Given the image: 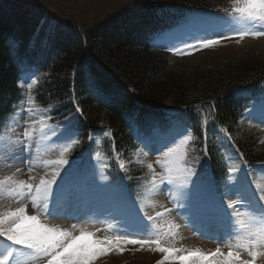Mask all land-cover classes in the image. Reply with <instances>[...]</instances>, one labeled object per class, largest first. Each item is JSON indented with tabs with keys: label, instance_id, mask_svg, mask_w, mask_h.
Listing matches in <instances>:
<instances>
[{
	"label": "trees",
	"instance_id": "obj_1",
	"mask_svg": "<svg viewBox=\"0 0 264 264\" xmlns=\"http://www.w3.org/2000/svg\"><path fill=\"white\" fill-rule=\"evenodd\" d=\"M216 4L131 0L84 26L41 0H0V132L30 94L46 127L77 130L68 160L79 162L85 176L97 164L112 186L123 194L128 188L136 200L137 187L151 172L134 156L140 138L158 126L188 131L191 139L184 136L177 156L186 154L184 165L206 181L203 188L211 194L228 183L230 156L239 159L248 190L256 188L264 173V153L256 149L261 136L239 139L231 133L264 107V54L224 51L189 67L157 46L159 39L218 10ZM25 73L37 80L27 95L21 85ZM85 148L89 154L81 164ZM126 249L151 251L150 264L161 260L147 246Z\"/></svg>",
	"mask_w": 264,
	"mask_h": 264
},
{
	"label": "rangeland",
	"instance_id": "obj_2",
	"mask_svg": "<svg viewBox=\"0 0 264 264\" xmlns=\"http://www.w3.org/2000/svg\"><path fill=\"white\" fill-rule=\"evenodd\" d=\"M41 1L59 16L74 19L84 26H91L131 0ZM214 1L218 3L216 9L231 10V0ZM234 30H246V26L229 14L208 19L202 18L190 24L189 27L177 30L161 41L159 47L172 51L175 63H184L189 67L194 63H201L207 56L220 55L224 51L239 54H264V36L259 38L248 36L243 40L238 37L221 39V35H231ZM201 39H219L220 42L208 48H200L198 45ZM187 45L197 47L188 48ZM177 49L179 51H176ZM28 83L31 82L29 76H26L22 82L23 87H27ZM25 95H27L26 91ZM29 108L33 111L28 112ZM26 127L33 132L30 141L31 150L21 153L19 145L13 142L23 136ZM184 132L171 129L169 136L162 137L157 129H153L141 140L142 146L135 154V162L146 169H148L147 164L152 163L156 173L165 172V167L157 165L156 161L159 159L167 164L170 159L177 156ZM231 135L239 139L260 135L256 149L264 153V109L258 114L241 120ZM0 137H4L0 140V180L5 182L4 190L0 192V212L20 206L16 197L8 195V190L15 188L16 181L25 180L36 184L40 178L51 180L53 173L59 171L60 175L56 177L57 182L52 185L57 195H54L48 202L53 215L47 216L40 213V219L49 226H58L69 231H74L72 226L77 225L96 233L97 236H115L122 233L141 234L145 228H150L152 225V221H149L147 217L149 215L155 217L157 212H162L164 208H167L171 210L170 213L157 217L156 223L162 231H167L169 226L172 227L176 233L174 238H169L173 246L188 249L200 248L204 251H214L217 247H221L222 250L227 251L223 243L209 238L223 237L226 234L229 220L232 218L225 215L226 213L232 214V209L227 205L235 203L237 211L243 214L240 218L247 219L249 202L253 207H258L257 201L261 195H264V173L261 179L255 180V182L258 181L259 189L247 192L248 184L245 181V174L241 172L239 159L236 156L228 158L233 172L226 186L217 193V197L213 200H208L209 198L204 195V190L201 188L202 180L197 178V175L192 177L193 181H199L195 189L192 184L186 188L179 184L160 185L162 190L151 194L148 191L151 187L150 176L139 185L141 198L138 207H134L133 203L124 198L119 188L112 186L99 166L90 173L88 178L74 182L68 180L60 189L63 179L71 176L72 168L68 163L58 166L55 161L65 159L66 153L61 156V152L64 147L68 146V137L46 129L42 124L40 111L34 107L33 103H28V97L25 98L23 105L9 124L3 127ZM172 137H176V142L169 146L176 151L165 157L158 150ZM71 138L75 139V137ZM16 156H21V159L17 160ZM30 162H34L32 171L28 170ZM45 162L51 163L46 164ZM17 169L20 171L17 172ZM261 170L264 172V165L261 166ZM29 177L35 179L29 181ZM149 200L151 203L148 202ZM25 203H27L28 214H36L31 201L28 200ZM176 225H179L178 229ZM150 254L151 251L139 253L125 248L122 253L113 251L97 259L95 264H150L154 259ZM244 255L247 258L246 254ZM25 258L21 257V259ZM29 264L33 262L30 261Z\"/></svg>",
	"mask_w": 264,
	"mask_h": 264
},
{
	"label": "snow or ice",
	"instance_id": "obj_3",
	"mask_svg": "<svg viewBox=\"0 0 264 264\" xmlns=\"http://www.w3.org/2000/svg\"><path fill=\"white\" fill-rule=\"evenodd\" d=\"M231 11L229 15L233 16L245 24L246 30H234L231 35H221V39H232L238 37L243 40L251 36L259 38L264 36V0H231ZM220 42L219 39H201L198 47L208 48ZM188 48L197 47L187 45ZM176 51H179L178 49ZM37 80L33 79L27 84V89L31 90ZM28 103L32 104L33 99L29 94ZM32 112L33 109H27ZM15 122V120H13ZM208 123L205 117L203 124ZM162 137L169 136L170 127H157ZM227 134V130H222ZM68 132V146L64 147L61 156L69 151L76 143L71 138V128ZM183 136L191 139L186 130ZM33 132L25 128L22 137H18L13 143L19 145L21 153L30 152L31 139ZM4 137H0L3 140ZM206 139V132H205ZM176 142V137H172L162 148L159 149L165 157L170 156L176 150L170 147V144ZM167 149V151H164ZM206 150V149H205ZM185 153H180L174 159H170L167 164L157 160L156 164L165 167L163 173H156L152 163L147 164L151 172V187L149 193H154L160 189V185L179 184L181 187L193 185V189L198 185V180L193 181L192 177L197 174L184 165ZM17 160L21 156L15 157ZM121 169L126 164L121 160L120 154H116ZM51 163V162H45ZM58 166L68 163L67 159L55 161ZM170 165V166H169ZM34 162H30L29 171H32ZM20 169H17L19 172ZM60 175L55 171L52 179L40 178L39 182L33 184L25 180L15 182V188L8 190V195L17 198L19 207L0 212V264H95L96 260L107 256L113 251L122 253L127 245H138L140 249L145 246L162 254L161 260L157 264H264V195L257 201L258 207H253L249 202L247 219L240 218L243 214L237 211L235 203H229L228 208L232 209L228 229L223 237H209L215 239L218 243H223L227 251L217 247L214 251H204L200 248H177L172 245L169 238H174L176 233L169 226L167 231H162L157 225V217H163L170 213V209L164 208L162 212H157L156 216H148L152 221L150 228H145L141 234L122 233L115 236H97L96 233L88 231L86 228L73 225L74 231L62 229L58 226H49L40 219V213L52 216L53 212L48 207L49 200L57 193H54L52 185L56 184V177ZM10 179V178H9ZM35 179L29 177V181ZM4 181L0 180V192L4 190ZM30 200L36 214L29 215L27 212V203ZM151 203V201H148ZM177 229L179 225L175 226ZM78 231V234H76ZM146 233V235H145ZM154 246V247H153ZM246 257L245 258V255ZM21 257H26L21 259Z\"/></svg>",
	"mask_w": 264,
	"mask_h": 264
}]
</instances>
